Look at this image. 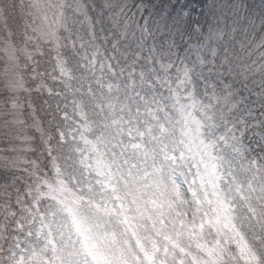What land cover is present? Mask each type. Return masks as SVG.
<instances>
[{"label":"clouds","instance_id":"9594fccd","mask_svg":"<svg viewBox=\"0 0 264 264\" xmlns=\"http://www.w3.org/2000/svg\"><path fill=\"white\" fill-rule=\"evenodd\" d=\"M141 249L264 264V0H0V264Z\"/></svg>","mask_w":264,"mask_h":264},{"label":"snow or ice","instance_id":"6c2138e0","mask_svg":"<svg viewBox=\"0 0 264 264\" xmlns=\"http://www.w3.org/2000/svg\"><path fill=\"white\" fill-rule=\"evenodd\" d=\"M141 251H144V249H141ZM158 251V249H157ZM155 254L149 253L147 251H144V261L145 264H154ZM160 264H164L163 261L160 262Z\"/></svg>","mask_w":264,"mask_h":264}]
</instances>
